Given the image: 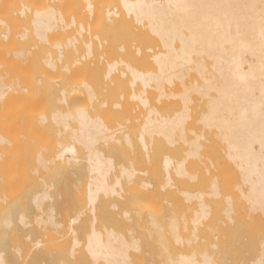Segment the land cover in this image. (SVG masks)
<instances>
[{"label": "bare ground", "instance_id": "bare-ground-1", "mask_svg": "<svg viewBox=\"0 0 264 264\" xmlns=\"http://www.w3.org/2000/svg\"><path fill=\"white\" fill-rule=\"evenodd\" d=\"M15 1L18 8L13 6ZM0 12V23H7L5 30L0 27V128L6 131L11 126L0 133V229L13 232L10 207L21 205L25 211L16 227L34 225L35 237H39L32 241L29 251H39L32 253L30 264L58 260L61 247L44 249L47 241L41 239L55 243L61 238L56 195L50 192L61 178L66 179L61 182L64 187L75 180L78 186H86L76 187L86 194L87 206H82L88 207L92 217L88 230L83 228L87 230L81 235L83 241L76 237L78 226L74 228L78 214L68 223L71 242L66 252L72 263L135 264L131 257L137 256L131 254L144 243L161 250L186 251L197 242L198 233L214 232L204 222L213 216L211 202L204 200L207 192L192 193L180 187L208 181L207 198L219 200L216 209L225 230L231 227L235 236L246 225L241 220L260 229L249 248L252 252L248 248L238 251L243 255L242 260L237 256L239 264H264V0H0ZM125 97L145 112L135 132L143 151H135V136L121 129L118 135L107 123L121 120L127 107L133 106L123 102ZM6 105L9 110L3 111ZM194 105L199 112L190 124ZM158 106L168 107L169 114ZM179 149L181 158L172 157ZM154 150L165 151H159L158 157ZM20 151H39L31 161L34 176L25 179L27 185L38 187L29 191L26 201L12 196L16 180L11 171L24 174ZM203 151L220 156L216 162L205 159L210 166L217 165V174L209 180L200 173L202 165L210 170L203 162ZM116 158L123 161L117 164ZM142 163L144 169H140ZM46 177L53 183L47 184ZM226 178L231 181L228 187L233 184L238 191L235 196L221 191ZM17 181L18 189L22 182ZM128 185L134 197L124 193ZM138 198L146 199L142 208ZM99 200L114 210L111 215L123 217L122 231L104 224V232L97 229ZM195 200L197 207L189 221L191 237L186 238L181 232L188 230L186 206L181 213L178 209ZM237 206L243 215L236 218ZM157 212H164V218L158 219ZM144 218L147 224L136 229L134 223ZM252 228L257 231L256 226ZM135 231L145 235L146 241L126 237L125 233ZM219 234L222 241L225 235ZM63 237L57 242L62 250L67 244V235ZM242 243L239 249H245ZM211 245L219 249L217 243ZM232 249L237 252L236 238ZM15 250L22 253L21 248ZM178 252L168 253L178 256H167L165 264L218 263L212 252ZM8 256L15 260L12 252ZM228 260L224 257L225 263ZM5 261L0 252V264Z\"/></svg>", "mask_w": 264, "mask_h": 264}, {"label": "rangeland", "instance_id": "rangeland-1", "mask_svg": "<svg viewBox=\"0 0 264 264\" xmlns=\"http://www.w3.org/2000/svg\"><path fill=\"white\" fill-rule=\"evenodd\" d=\"M17 3V4H16ZM13 6L15 7V8H18L19 7V2L18 1H15V3L13 4ZM2 12H0V18L1 19H3L2 17V14H1ZM6 26H7V23L5 22V21H3V22H1L0 23V27H1V30H5V28H6ZM2 43L0 42V48L2 47ZM21 92V91H20ZM101 98V97H100ZM126 99H124L123 100V102L124 103H132L133 104V106H131L130 108L132 109V111H131V109L129 108V106L127 107V112H125L124 113V116L122 117V119L121 120H118V121H114V120H112V121H110V122H107L108 123V125H109V123H110V128L113 130L112 132H116L117 131V129H121L122 131H123V134L124 133H126V132H129V133H131L132 134V136L134 137L133 138V142H134V144L136 145L135 146V151H143L142 149H139V145H138V143H139V141L137 140V138H138V136H136L137 134L135 133V132H138V131H136V129H138V124L141 122V119H142V117H143V115H141V114H145V112H142L143 111V108L142 107H135L137 104H135L134 105V103H136L135 101L133 102V101H131V100H129V98H127V97H125ZM127 100V101H126ZM152 104H154V103H152ZM138 106V105H137ZM192 107H194V110L192 109V112H191V114H192V121L190 120V124H192L193 123V121H194V119L197 117V115H196V113L198 114V112H199V110L197 109V107H196V105H194V106H192ZM130 109V110H129ZM138 109V110H137ZM158 109L163 113V114H165V113H168L169 114V110L170 109H168V107H167V109L166 108H163V106H158ZM9 110V108H8V105H6L5 106V108L3 109V111H8ZM106 111V109L104 108L103 109V112L105 113V111ZM137 110V111H136ZM29 111H31V110H29ZM28 111V112H29ZM145 111V110H144ZM92 112V111H91ZM103 112H102V114H103ZM132 112H134V113H132ZM195 112V113H194ZM3 112H1V118H2V116H3V114H2ZM95 113V112H94ZM97 113V112H96ZM96 113H95V115H96ZM29 114V113H28ZM100 114V113H99ZM5 115H6V113H5ZM196 115V116H195ZM101 116H103V115H101ZM0 118V121L1 122H3V120ZM104 118V117H103ZM127 119V120H126ZM137 120V121H136ZM5 127H6V125H5ZM10 127L11 126H7L6 128V131L8 132L9 131V129H10ZM126 127V128H125ZM132 129V130H131ZM6 131L3 129V128H0V133H6ZM10 132H12V130H10ZM118 135L120 134V132H116ZM137 137V138H136ZM136 138V139H135ZM135 139V140H134ZM182 149H179V150H175V152L174 153H171V156L173 157L174 156V158H176V159H179V158H181V152H176V151H181ZM134 151V150H133ZM155 151V150H154ZM159 151H165V150H156L155 152H154V154H155V156H160V154H162V152H159ZM19 152V151H18ZM21 152V151H20ZM38 152L39 151H24V152H21V155L19 156V157H21L22 159H23V162H22V164L24 163V174H23V176L21 177L20 175H18L19 174V172L17 173V171H11L12 173V175L15 177V180L17 181V179L19 180L20 179V181L22 182V184L21 183H18V187L20 186V188H18L17 189V186H15V184H16V181H15V184H13V186L15 187H13L12 189L14 190V193L12 192V196H15V198L17 197L18 199H24L25 201H26V199H27V196L28 197H30V192L29 191H31L32 189H35L36 187H38V186H32V185H27V183L25 182V179H26V177H27V175H30V176H34V172H33V170L31 169L32 168V165H31V163L33 162L32 160L35 158V156L38 154ZM23 153V154H22ZM207 153V154H206ZM153 154V153H152ZM158 154V155H157ZM163 155H165V154H163ZM203 155H204V164H205V166L207 165V167H209L210 166V164H209V162L207 161V160H205L206 158H210V159H212L214 162H216L217 161V159H219V154H217V153H214L213 151H203ZM209 157H208V156ZM153 156V155H152ZM162 156V155H161ZM122 159V158H121ZM119 160V158H116V161H115V163H117V164H119V163H121L122 161H123V159L122 160ZM32 161V162H31ZM206 162V163H205ZM116 164V165H117ZM125 164V163H124ZM126 164H127V162H126ZM149 164V163H148ZM23 165H21V167H22ZM139 166H141L140 167V169H144V167H145V164H139ZM214 167H215V170H216V167H217V165H215V166H210V170L209 171H207V170H205V167L202 165L201 166V171H200V173L201 174H203L204 175V177L206 178V180L208 179H210L213 175H216L217 173H216V171L214 170ZM19 169H20V167H19ZM14 170H16V169H14ZM152 170V169H151ZM21 173V172H20ZM22 174V173H21ZM138 175L140 176V173H138ZM142 176H143V174H142ZM228 177V176H227ZM24 178V179H23ZM66 178V177H65ZM22 179V180H21ZM227 179V178H226ZM48 180V181H47ZM64 180V178L62 179L61 178V182L62 183H64V182H66V179H65V181H63ZM46 183L47 184H49V182L50 183H53L52 182V180L51 179H48V177H46ZM226 181V180H225ZM228 179H227V182H226V184L225 183H222V185L223 186H220V188H221V191L223 190V193L224 194H227V193H233V195L235 196L237 193H238V191L237 190H235L234 189V187H233V184H232V188L230 189V187H228L231 183V181H229V184H228ZM18 182V181H17ZM60 182V180L59 181H56L55 182V184H54V186L55 187H53L51 190H50V192L53 194V196H57V193L58 194H60V196H59V198H58V196L56 197L55 196V200L57 201V206H56V212H55V217H56V221L58 222L59 221V223L61 224L59 227H58V231H59V233L61 234V238L60 239H62V237L64 236V234H62L61 232H66L67 231V233L65 234V236L67 235V239L66 238H64V241H67L66 243V245L64 244L65 242L64 241H62V242H64L63 244L66 246H64V250H62L63 248H62V246H61V244H59L61 241H60V239H59V241H56L55 243H49L48 242V240L46 239V238H44L45 239V241H44V239L42 238L41 239V241H43V243L44 242H46L45 243V245H44V249H50V250H54L55 251V249L58 247V246H60V247H58V248H60L59 249V257L61 256V258H59L58 257V260L56 261V262H54L55 264H83V262H77L76 260H75V262L74 263H72L73 261H71V259L69 258V256H68V253L66 252L67 250V246H69L70 244V242H71V240H70V234H69V227H70V225H68V223L70 224V222H71V220L72 219H74V218H76V216H77V214H78V216L80 217L79 218V220H78V222L75 224L74 223V228L76 227V226H78V227H76V229H77V233H76V237L77 238H79L80 240H84V238L82 237L83 235L85 236L86 235V232H87V230H88V227H87V225L89 226L91 223H90V221L88 220V219H90V218H92V217H89V211L87 210L88 209V207H85V208H83L84 206H82L83 204L85 205V203H86V194L84 195V194H82V190L80 191V190H78L77 191V189L79 188V187H81L80 185V183H78L79 181L78 180H75V181H73V184L72 183H70V184H72V185H69L68 184V186L67 187H64V184H62ZM43 183V182H42ZM80 184L79 186H78V184ZM207 183H208V181H207ZM205 184V183H203V184H191V185H186V187H180V188H183V189H186L187 191H190V192H192V193H196V192H201V193H208L209 192V190L207 189V187H208V184ZM19 184H21L22 185V187H21V185H19ZM17 185V184H16ZM83 186L81 187V188H86V186L84 185V184H82ZM202 187H201V186ZM227 185V186H226ZM63 186V187H62ZM75 186V187H74ZM78 188H77V187ZM130 186L131 185H128V186H126L125 187V194L126 195H131L132 197H134V193L132 194V191H129L130 189ZM226 186V187H225ZM61 187V188H60ZM73 187V188H72ZM204 187V188H203ZM74 189V190H73ZM229 191H228V190ZM19 190V191H18ZM58 190L60 191V192H58ZM77 192H76V191ZM86 190V189H85ZM27 191V192H26ZM36 191L37 192H39L40 191V188H37L36 189ZM63 191V193H61ZM80 191V192H79ZM205 191V192H204ZM226 191V192H225ZM228 191V192H227ZM79 192V193H78ZM83 193H85V191L83 192ZM130 193V194H129ZM207 193H206V195H207ZM66 194V195H65ZM63 195V196H62ZM78 195H80L81 197H82V199L81 200H79V197H78ZM205 195V196H206ZM73 196V197H72ZM204 196V200L205 199H207L208 201H209V203H210V209H211V212H212V214L210 213V216H213V217H209L208 218V222L207 221H204V222H206L207 224L208 223H210V225H211V227H210V225H208V227H210L211 229H214V232H208L209 234L207 235V231L205 232V233H203V232H200V233H198L197 235H198V240H197V242H195V244H193L190 248L188 247V248H186V251H185V249H181L182 251H185V252H182L181 250L179 251L180 253H184V254H191V253H196V254H200L201 253V251L202 252H204V251H208L209 253H211L212 255H214L215 257H214V259H215V261L216 262H218L219 264L221 263V260H223L224 261V257H225V259H230V260H228V261H230V262H228L227 261V263H225V261H224V263L225 264H239L240 262V260H242L243 258H242V256H241V253L240 252H243V251H245V250H247V248H248V250L250 251V252H252L251 251V249H252V247H253V245H254V239H253V237L254 238H256L257 236H258V234H259V231H260V229H259V227H258V225L257 224H255V223H253V224H255V225H253L252 227H254V226H256V229H257V231L255 232V231H253V228L250 226V225H248L247 226V224H249V222L247 223V222H243L244 220H241V222H239L240 224L242 223V225L244 226L245 224L244 223H246V228H245V226L243 227V228H241L239 231L237 230V232L235 233V236L233 235V234H231V223L229 224L228 223V227H230L228 230H229V232H228V230H225V228H224V226L222 225V222H221V220H219V218H218V215H219V208H220V204H219V200H216V199H213L212 197V199L215 201V202H212L213 200L210 198V196H209V198H207L208 197V195L205 197ZM20 197V198H19ZM141 197V196H140ZM84 198V199H83ZM60 199V200H59ZM66 200V201H65ZM83 200V201H82ZM125 201H127V199L125 198L124 199ZM206 200V201H207ZM82 201V202H81ZM146 201V199L145 198H138L137 199V202H138V205H139V207L140 208H142V206H144L145 205V202ZM99 202H100V204L101 205H99ZM83 203V204H82ZM217 203V204H216ZM18 204V203H17ZM54 201H52V203H50V205H53L54 206ZM66 204H68V205H66ZM14 205V204H13ZM77 207H76V206ZM17 206H19L18 208H17ZM85 206H87V204L85 205ZM96 206H97V212L98 213H95V216H97V219H96V222H95V225H96V227H97V229L98 230H103V232H104V226L107 228V229H115L116 231H122L121 229H120V222H122L123 221V217L122 216H120V215H111L110 213L111 212H114V210L113 209H111V208H108L107 206L105 207L104 206V204H103V202L101 201V200H99L98 202H97V204H96ZM157 206V205H156ZM156 206H155V209H156ZM184 206H186V222H188V230L186 229V230H183V229H181V232H182V234H183V236H186V238H189V237H191L190 235H191V233L189 232L190 231V229H191V227H192V225H191V223H189V221H190V219H191V217H192V214H193V211L196 209V207H197V201L195 200V201H193V202H191V203H189V202H186L183 206L181 205L180 206V208L178 209V212H180L181 213V211L183 210V209H185L184 208ZM218 206V207H217ZM9 207H10V204H9ZM16 207V208H15ZM22 206L21 205H14V207L12 208V207H10V209H11V212L14 210V214L12 215V216H10L9 218H10V220L13 222V227L14 228H12V231L13 232H10V231H8L7 233H4L5 232V230L4 229H0V247H3V248H0V252H3V255H4V257H5V259H6V261H5V263L6 264H30L31 263V259L34 257V254H32V253H36V252H38L39 250H37V251H33L32 253H31V251H29L30 250V247L32 246V241L34 242L35 240H38V236L37 237H35L36 235H35V233L37 232L38 233V231H35V226L34 225H31L30 226V228H27V229H23V228H21V227H16L17 226V221H18V219H19V217L21 216V214L25 211V210H23V208H21ZM138 207V206H137ZM138 207V208H139ZM216 207L218 208V209H216ZM15 208V209H14ZM67 208V209H66ZM75 208V209H74ZM83 208V209H82ZM100 208V209H99ZM20 209V210H19ZM80 209H81V211H88V213H85V211L82 213L81 211H80ZM100 211H99V210ZM107 209V210H106ZM157 209H158V206H157ZM157 209H156V211H157ZM66 210V211H65ZM218 210V211H217ZM15 211H17V212H15ZM218 213H217V212ZM67 212H68V214H67ZM74 212V213H73ZM82 214H81V213ZM32 214H34L35 212L32 210V212H31ZM77 213V214H76ZM142 213L143 214H146L147 213V211H145V212H143L142 211ZM158 213V215H157V217H158V219H163L164 218V216H165V213L163 212H157ZM160 213V214H159ZM238 213V214H237ZM1 214H3V211H2V213ZM1 214H0V216H1ZM67 214V215H66ZM87 214V215H86ZM106 214V215H105ZM20 215V216H19ZM81 215V216H80ZM241 215H243V210L241 209V208H239V206H237L236 207V218L237 217H239V216H241ZM86 216H87V218H86ZM91 216V215H90ZM99 216V217H98ZM32 217V216H31ZM31 217H29V218H31ZM65 217V218H64ZM109 217H111L110 219L112 220H110L109 219ZM216 219H215V218ZM96 218V217H95ZM211 218V219H210ZM212 218H213V220H212ZM32 220L31 221H33V217L31 218ZM244 219V218H243ZM30 220V219H29ZM70 220V221H69ZM91 220V219H90ZM84 221V222H83ZM89 221V222H88ZM108 221V222H107ZM210 221V222H209ZM216 221V222H215ZM218 221V222H217ZM245 221H247V219H245ZM249 221V220H248ZM139 222H142L141 224L139 223ZM139 222L138 223H134V226L136 227V229L137 228H139V227H142V226H144V225H146L147 223L146 222H148V221H146V218H144V219H139ZM215 222V223H214ZM235 223H238V221L236 222V221H234ZM65 223V224H64ZM82 223L83 224H86V225H82ZM97 223V224H96ZM107 223V224H106ZM110 223H112V226H111V224ZM183 223V221H181V224ZM218 223V224H217ZM15 224V225H14ZM103 224H104V226H103ZM140 224V225H139ZM250 224H251V222H250ZM64 225V226H63ZM67 225V226H66ZM98 225V226H97ZM107 225V226H106ZM206 225V224H205ZM202 226L201 227V229L202 228H206V226ZM216 225V226H215ZM222 225V226H221ZM236 225H239V224H236ZM87 228V230L86 229H83V228H85V227ZM213 226V227H212ZM215 226V227H214ZM221 226V228H219ZM190 227V228H189ZM248 227V228H247ZM251 227V228H250ZM21 228V229H20ZM215 228H218V230L220 231V233H224V235H225V238L221 241L220 240V234H219V231L218 230H216ZM223 228V229H222ZM34 229V231H32ZM110 229V230H111ZM223 230V231H221V230ZM227 229V228H226ZM245 229H247V230H245ZM21 230V231H20ZM82 230H84V232L82 231ZM85 230H86V232H85ZM205 230V229H204ZM225 230V231H224ZM254 230H255V228H254ZM14 231H15V234H14ZM19 231V232H18ZM61 231V232H60ZM185 231V232H184ZM247 231V232H246ZM32 232V233H31ZM34 232V233H33ZM82 232V233H81ZM241 233V234H238V233ZM254 232V233H253ZM258 232V233H257ZM11 233H13V234H11ZM85 233V234H84ZM212 233H213V236H214V234L215 235H217V239H214V237L212 236ZM217 233V234H216ZM251 235H250V234ZM9 234V235H8ZM59 234V235H60ZM68 234H69V236H68ZM83 234V235H82ZM238 234V235H237ZM59 235H58V237H59ZM82 235V236H81ZM125 235H126V237L127 238H130V237H135V236H138V237H140L141 238V241H143V242H145L146 241V236L145 235H143V234H141V232H137V231H135V232H133V233H131V234H127V233H125ZM22 236V237H21ZM27 236H30L29 237V240H28V238H27ZM206 236V237H205ZM211 236H212V238H211ZM243 236V237H242ZM18 237V239H16ZM26 237V238H25ZM35 237V238H34ZM237 239V247H238V249H237V252H234V250L232 249V244L234 243V240H235V238ZM238 237V238H237ZM245 237H246V239H245ZM22 238V239H21ZM37 238V239H36ZM232 238V239H231ZM201 239V240H200ZM231 239V240H230ZM251 239L253 240V241H251ZM202 240H205V241H202ZM216 240V241H215ZM226 240V241H225ZM244 240V241H243ZM207 241V242H206ZM211 241V242H210ZM221 241V242H220ZM232 241V243H230ZM243 242L242 243V246L244 245L245 247V249H243V247H240L241 249H239V242ZM249 241V243L247 244V242ZM27 242V243H26ZM51 242V241H50ZM57 242H59L58 244H57ZM244 242H246V243H244ZM253 244H252V243ZM27 244V245H25V244ZM48 243V244H47ZM207 243V244H206ZM212 243H217V245H218V247H219V249L218 248H216V250L214 249L213 250V247H212ZM62 244V245H63ZM201 244H204V245H200ZM223 245V246H221V245ZM24 245V246H23ZM47 245V246H46ZM146 245V246H145ZM209 245H211L210 247H212V248H210L209 247ZM224 245H225V247H224ZM247 245V246H246ZM250 245V246H249ZM193 246H196L195 248L193 247ZM227 246V247H226ZM10 247V248H9ZM12 247H13V249H12ZM25 247V248H24ZM153 248V250H150L149 248ZM156 247H157V245H156ZM205 247H207V248H205ZM208 247H209V250H208ZM15 248H21L22 250H21V254L23 255H21V254H18L17 252H15L16 250H15ZM23 248H24V252H23ZM57 248V249H58ZM81 248H83V246L81 247ZM80 248V249H81ZM170 248H173V247H170ZM178 248V247H177ZM249 248H251V249H249ZM56 249V251H58ZM79 249V250H80ZM145 249V250H144ZM173 249H175V248H173ZM171 250L170 251V249L168 248L167 250H161V249H159V247H157V249L156 248H154V247H152V246H150V245H147V244H145L144 243V245H142V249L139 251V252H136L138 255L139 254H141L140 252L142 251V253H143V258H141L142 256H140V259H144L143 261L142 260H138L137 259V257H138V255L136 254V253H132L131 255L133 256L134 254L137 256V257H135V256H133V258L131 257V261L133 262H135V264L137 263V264H165V259H166V257L167 256H170V255H172V253H173V251H174V253L176 252H178L177 250L175 251V250ZM179 249V248H178ZM218 249V250H217ZM227 249V250H226ZM1 250H3V251H1ZM144 250V251H143ZM156 250V251H155ZM194 250H196V251H194ZM222 250V252L220 253V251ZM60 251H62V252H60ZM152 251H154L155 253H157V254H155L154 252H152ZM165 251V252H164ZM170 251V252H169ZM193 251V252H192ZM219 251V252H218ZM232 253H231V252ZM238 251H240L239 253H238ZM10 252H12V254L13 255H15L14 257H15V260H13V259H10V257L11 256H8V253H10ZM148 252V253H147ZM161 252H163V253H161ZM178 252V254H180ZM218 252V253H217ZM250 252H249V254H248V251H247V256H249L250 255ZM62 253V254H61ZM65 253V254H64ZM165 253V254H164ZM170 255H169V254ZM28 254H29V256H28ZM144 254H148V255H144ZM166 254H168V255H166ZM221 254V255H220ZM67 257H66V256ZM164 255H165V257H164ZM174 255H177V254H174ZM174 255L173 256H170V257H174ZM218 255V256H217ZM232 255V256H231ZM160 258H159V257ZM162 256H163V258L164 259H162ZM178 256V255H177ZM236 256V258H233V257H235ZM237 256H239V257H237ZM22 257V258H21ZM63 257H65V258H63ZM134 257H135V260H134ZM146 257V258H145ZM221 257V258H220ZM27 258V259H26ZM67 258H68V261H66L67 260ZM240 260H239V259ZM30 259V260H29ZM70 259V260H69ZM137 259V260H136ZM155 259V260H154ZM153 260L155 261V262H153ZM159 260V261H158ZM165 260V261H164ZM142 261V262H141ZM157 261V262H156ZM223 261H222V264H223ZM25 262V263H24ZM29 262V263H28ZM77 262V263H76ZM147 262V263H146ZM217 263V264H218ZM50 264V263H49ZM132 264H134V263H132Z\"/></svg>", "mask_w": 264, "mask_h": 264}]
</instances>
